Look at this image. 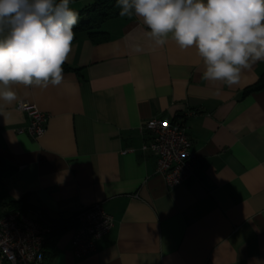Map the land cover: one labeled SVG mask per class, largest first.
<instances>
[{
    "label": "crops",
    "instance_id": "0c3cea01",
    "mask_svg": "<svg viewBox=\"0 0 264 264\" xmlns=\"http://www.w3.org/2000/svg\"><path fill=\"white\" fill-rule=\"evenodd\" d=\"M100 31H74L60 84L11 82L16 98H0L9 198L50 227L98 202L114 218L86 255L73 253L74 229L66 231L50 244V264H264V89L244 92L264 60L229 85L204 78L195 46L153 37L138 16L118 14ZM21 101L46 114L42 136L26 131ZM153 117L186 121L195 178L169 187L156 172L142 149Z\"/></svg>",
    "mask_w": 264,
    "mask_h": 264
},
{
    "label": "clouds",
    "instance_id": "9594fccd",
    "mask_svg": "<svg viewBox=\"0 0 264 264\" xmlns=\"http://www.w3.org/2000/svg\"><path fill=\"white\" fill-rule=\"evenodd\" d=\"M70 3L0 0V84L7 88L0 98H16L11 82L60 84L79 23ZM116 6L121 17L142 18L153 37L171 33L182 49L195 46L206 80L235 84L242 69L264 60V0H116Z\"/></svg>",
    "mask_w": 264,
    "mask_h": 264
},
{
    "label": "built area",
    "instance_id": "2783aa9c",
    "mask_svg": "<svg viewBox=\"0 0 264 264\" xmlns=\"http://www.w3.org/2000/svg\"><path fill=\"white\" fill-rule=\"evenodd\" d=\"M17 108L26 112L30 122L26 131L38 138L46 130L47 116L36 104L21 101ZM148 139L142 145L156 158V172L169 187H174L197 176V157L187 133L186 121L172 122L150 118L143 126ZM71 240L77 256L86 255L96 248V240L113 226L114 218L102 203L83 208L76 216ZM51 227L25 212L13 210L0 218V257L9 264H43L45 244Z\"/></svg>",
    "mask_w": 264,
    "mask_h": 264
},
{
    "label": "trees",
    "instance_id": "16d2710c",
    "mask_svg": "<svg viewBox=\"0 0 264 264\" xmlns=\"http://www.w3.org/2000/svg\"><path fill=\"white\" fill-rule=\"evenodd\" d=\"M76 0H71V2ZM79 14V23L74 26L73 31L84 30L92 36L104 35L103 31H100L103 23L119 14L120 9L116 6V0H95V2L80 10H75ZM63 71L70 70L71 67L64 62L62 65ZM264 89V72L261 74L259 80L248 86L245 89V93L259 91ZM11 170L6 162L0 159V218L13 210H19L26 212L28 204L23 200H11L6 189L4 176ZM41 222L46 223L47 220L37 218ZM47 224V223H46ZM77 222L75 218L73 220H58L51 227V231L48 234L43 264H50L49 254L51 251L50 244H53L61 235L71 228H76ZM50 250V251H49Z\"/></svg>",
    "mask_w": 264,
    "mask_h": 264
},
{
    "label": "rangeland",
    "instance_id": "374dc122",
    "mask_svg": "<svg viewBox=\"0 0 264 264\" xmlns=\"http://www.w3.org/2000/svg\"><path fill=\"white\" fill-rule=\"evenodd\" d=\"M84 6H85V5H83V6H80V7H79V9H81V7L83 8Z\"/></svg>",
    "mask_w": 264,
    "mask_h": 264
}]
</instances>
